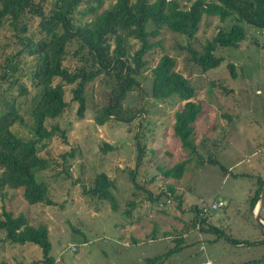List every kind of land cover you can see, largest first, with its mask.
Here are the masks:
<instances>
[{
  "label": "rangeland",
  "instance_id": "obj_1",
  "mask_svg": "<svg viewBox=\"0 0 264 264\" xmlns=\"http://www.w3.org/2000/svg\"><path fill=\"white\" fill-rule=\"evenodd\" d=\"M189 1L178 0L181 6ZM52 2L41 0L44 12L50 10ZM87 2L96 3L82 0L79 8ZM111 2L102 0L99 7ZM75 15L82 20L91 17L90 13ZM38 19L33 13L22 14L26 34H40ZM232 22V15L220 20L217 15L204 13L190 37L166 27L156 36H149L159 43L145 53L147 62L135 76L138 85L118 99L115 113L101 124L94 121V115L117 92L112 73L101 72L86 83L81 117L75 112L76 101L71 99V84H65L67 105L54 119H46L47 126L55 123L57 128L41 140L45 141L43 146L37 142V153L47 159L48 166L35 176L46 182V196L51 202L27 203L21 187L0 190V209L21 212L33 225H46L48 254L57 264H197L204 260L239 264L251 258H258L252 264H264V232L247 206V197L258 186L257 180L264 179V33H256L255 27L240 21L246 33L244 39L234 46L218 48L215 53L222 60L206 70L190 59L186 47L189 44L200 51L202 43L218 28H228ZM151 26L148 23L146 28ZM129 43L132 48L136 46L132 38ZM75 46L74 39L66 44L63 63L69 67L79 61L71 54ZM19 47L16 29L4 18L0 26V74L6 60L11 59L15 69L0 77V94L14 96L23 117L22 123L14 122L10 128L16 135L29 137V111L36 92L30 79L34 57L17 51ZM162 53L174 58L175 69L195 88L192 99L201 105L192 122L196 152L203 159L215 157L228 168L226 173L218 164L201 162L196 154H190L174 135L173 113L183 101L174 93L163 99L149 95L150 68ZM85 55L83 52L80 57ZM228 61L234 63V75L226 65ZM85 63L89 65L90 59ZM20 83L27 88L22 95L17 94ZM103 141L111 148L103 149ZM137 146L142 149L140 154ZM183 159L185 167L178 178L160 173V167ZM99 171L114 181L115 208L107 199L85 191ZM128 199L132 204L126 203ZM219 200L223 204L205 213L206 220L231 239L193 225L196 207ZM260 214L264 215V206ZM172 245L180 248L153 262L147 260ZM40 259L41 250L36 244L10 242L0 229V264H44Z\"/></svg>",
  "mask_w": 264,
  "mask_h": 264
},
{
  "label": "trees",
  "instance_id": "obj_2",
  "mask_svg": "<svg viewBox=\"0 0 264 264\" xmlns=\"http://www.w3.org/2000/svg\"><path fill=\"white\" fill-rule=\"evenodd\" d=\"M81 1L53 0L50 10L44 12L41 0H0V26L3 19L8 18L13 29H16L20 44L17 51L23 50L34 57L30 72L31 82L36 88L34 102L29 111L32 118L31 136L16 135L10 128L14 122L22 123L23 117L15 104L14 96L7 98L0 94V190L4 187H21V195L27 203L51 202L46 196V182L36 179L35 176L36 172L48 166L47 159L37 153V142H41L43 146L45 141L41 140L47 139L57 128L55 123L47 126L46 119H54L67 105L64 99L65 84H71V99L76 101L75 112L81 117L85 108L86 83L101 72L112 73L118 85L117 92L98 107L94 121L101 124L115 113L114 107L118 99L134 85H138L135 76L147 62L144 55L159 43L158 40H150L149 36H156L162 27L190 37L197 30L198 22L204 13L217 15L220 20L229 15L233 16L234 22L228 28H218L202 43L200 51L189 44L186 46L190 59L204 70L216 66L222 60V56L215 53L218 48L234 46L244 39L246 33L240 21L256 29H264V0H190L183 6L178 0H112L109 6L102 8L99 7L102 0H93L96 2L95 5L87 2L80 9ZM24 12L39 16L37 24L40 34L37 37L26 34L27 26L22 22ZM76 12L90 13L91 17L78 19ZM148 23L152 25L150 29L146 28ZM130 38L136 41L134 48L129 43ZM73 39L77 46L71 54L77 56L79 61L78 64L69 67L63 63V59L66 44ZM83 52L86 54L85 58L80 57ZM88 58L89 65L85 63ZM226 65L234 75V63L228 61ZM174 66L175 60L170 54L162 53L158 57L150 68L149 95L163 99L173 93L176 94L183 102L173 113L174 135L179 138L182 146L190 154H196L201 162L218 164L225 171L227 168L215 157L203 159L196 152L192 141V122L200 112L201 105L192 99L195 93L194 86ZM3 68L0 77L12 72L15 64L11 59L6 60ZM26 91L25 85L18 84V95ZM101 144L103 149L111 148L105 141ZM137 147L140 154L142 149ZM184 167L183 159L170 166L160 167L159 170L164 177L178 178ZM257 181L258 186L247 197L250 214L263 178ZM114 186L113 179L104 171H99L94 174L91 184L85 191L97 198L107 199L110 206L115 208ZM167 187L173 192L171 185ZM174 195L179 198L178 194ZM132 202L131 199L126 201L130 204ZM199 209L200 207H196L194 210L193 225L199 224L202 229L214 231L217 236L226 235L222 229L207 221L205 214L196 213ZM126 211L128 209H125ZM260 217L264 219L263 214H260ZM0 229L4 230V237L10 242L22 244L27 241L36 244L41 250L42 263L57 264L48 254L50 242L45 224L33 225L23 213L13 214L9 209L2 208ZM227 238L231 239L230 236ZM232 241L239 242L236 239ZM179 248L180 245H172L163 253L148 257L147 260L153 262L152 260H156L157 257L167 256ZM257 261L258 258H251L239 264H252Z\"/></svg>",
  "mask_w": 264,
  "mask_h": 264
},
{
  "label": "water",
  "instance_id": "obj_3",
  "mask_svg": "<svg viewBox=\"0 0 264 264\" xmlns=\"http://www.w3.org/2000/svg\"><path fill=\"white\" fill-rule=\"evenodd\" d=\"M264 206V179L261 184L257 200L252 209L253 221L264 231V220L260 217V211Z\"/></svg>",
  "mask_w": 264,
  "mask_h": 264
},
{
  "label": "built area",
  "instance_id": "obj_4",
  "mask_svg": "<svg viewBox=\"0 0 264 264\" xmlns=\"http://www.w3.org/2000/svg\"><path fill=\"white\" fill-rule=\"evenodd\" d=\"M256 33H264V29L263 28H258V29H255ZM223 202L222 201H216V202H211L209 204V206H203V207H200V209L198 211H196V213L198 214H205L207 213L209 210H212V209H217L219 207V205H222ZM71 248H74L73 246ZM197 264H212L209 260H204V261H201Z\"/></svg>",
  "mask_w": 264,
  "mask_h": 264
},
{
  "label": "crops",
  "instance_id": "obj_5",
  "mask_svg": "<svg viewBox=\"0 0 264 264\" xmlns=\"http://www.w3.org/2000/svg\"><path fill=\"white\" fill-rule=\"evenodd\" d=\"M262 147H264V142L262 143ZM236 162H237V161H236ZM227 169H228V168H227ZM227 169H226V170H227ZM226 170H225V171H226ZM225 171H224V172H225ZM225 173H226V172H225ZM239 173H240V174H239ZM230 174H231V173H230ZM232 174H233V175H244L245 173H244V172H234V173H232ZM254 190H255V188L253 189V191H254Z\"/></svg>",
  "mask_w": 264,
  "mask_h": 264
}]
</instances>
